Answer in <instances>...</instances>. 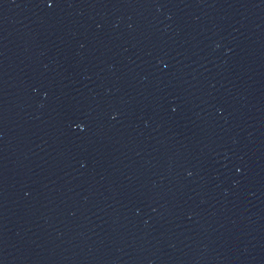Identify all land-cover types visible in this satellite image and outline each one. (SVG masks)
<instances>
[{"label": "water", "instance_id": "1", "mask_svg": "<svg viewBox=\"0 0 264 264\" xmlns=\"http://www.w3.org/2000/svg\"><path fill=\"white\" fill-rule=\"evenodd\" d=\"M0 264H264V0H0Z\"/></svg>", "mask_w": 264, "mask_h": 264}]
</instances>
